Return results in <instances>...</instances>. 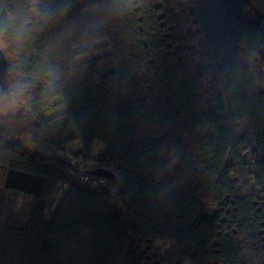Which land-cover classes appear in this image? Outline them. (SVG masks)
Listing matches in <instances>:
<instances>
[{"label":"trees","instance_id":"16d2710c","mask_svg":"<svg viewBox=\"0 0 264 264\" xmlns=\"http://www.w3.org/2000/svg\"><path fill=\"white\" fill-rule=\"evenodd\" d=\"M39 3L0 0V264H264V0Z\"/></svg>","mask_w":264,"mask_h":264},{"label":"rangeland","instance_id":"374dc122","mask_svg":"<svg viewBox=\"0 0 264 264\" xmlns=\"http://www.w3.org/2000/svg\"><path fill=\"white\" fill-rule=\"evenodd\" d=\"M27 3L31 8L30 12H31V16L33 20L38 21L40 18L39 0H27ZM96 12H97L96 9L90 8L84 11L83 13L84 15H91V14H95ZM106 45H107V40L101 39V40H93L89 44H81V45L74 46L72 47V49L80 53V55L77 57V61L80 63L88 59V56L85 54L84 51H88V49L90 48L93 50L94 55L96 57L102 56L104 55L102 53L104 50L103 49L99 50V49ZM64 111H65V107L62 104V100L60 98H55L52 102V106L49 108L46 115L47 117L57 116L63 113ZM16 113H17V108L14 105H9L2 98H0V114L5 115V114H16ZM17 141L20 145H22L24 148H26L30 152L37 150L41 154H45V151L36 147V145L33 144L29 140V138H18ZM79 146L80 144L78 141L73 143L74 148H78ZM101 148H103V145L96 142L92 149V153L93 154L98 153L100 151L99 149ZM28 201H29V198L27 196L15 190H11L8 194V207H10V209H13L14 211L22 212Z\"/></svg>","mask_w":264,"mask_h":264},{"label":"built area","instance_id":"2783aa9c","mask_svg":"<svg viewBox=\"0 0 264 264\" xmlns=\"http://www.w3.org/2000/svg\"><path fill=\"white\" fill-rule=\"evenodd\" d=\"M71 173L75 176L79 184L89 185L93 188L99 187L105 180L101 177L93 178L86 173L84 165L80 164L77 160L72 159Z\"/></svg>","mask_w":264,"mask_h":264},{"label":"water","instance_id":"95a60500","mask_svg":"<svg viewBox=\"0 0 264 264\" xmlns=\"http://www.w3.org/2000/svg\"><path fill=\"white\" fill-rule=\"evenodd\" d=\"M7 75H8V62L2 50L0 49V86L2 87L5 86ZM91 174L95 176H101L106 179H112L114 177V174L111 171L101 170V169H97L93 171Z\"/></svg>","mask_w":264,"mask_h":264}]
</instances>
